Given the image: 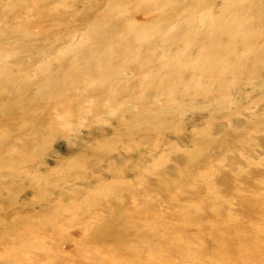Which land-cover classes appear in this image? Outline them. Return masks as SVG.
I'll use <instances>...</instances> for the list:
<instances>
[{"label":"rangeland","instance_id":"rangeland-1","mask_svg":"<svg viewBox=\"0 0 264 264\" xmlns=\"http://www.w3.org/2000/svg\"><path fill=\"white\" fill-rule=\"evenodd\" d=\"M263 121L264 0H0V264L252 245Z\"/></svg>","mask_w":264,"mask_h":264},{"label":"bare ground","instance_id":"bare-ground-1","mask_svg":"<svg viewBox=\"0 0 264 264\" xmlns=\"http://www.w3.org/2000/svg\"><path fill=\"white\" fill-rule=\"evenodd\" d=\"M259 123L260 121L256 125V129L259 126ZM243 172L246 173L247 175L251 174L248 171V169H245V171ZM239 186H242V185H239ZM253 194L258 198L254 200L256 204L255 206H261V208L264 209V176H263L262 182L255 183V190L253 191ZM198 217H199V213L191 212L187 217L183 218V220H185L186 222H197ZM205 226L207 229L201 232V236L205 240H209L211 243L215 244L216 246H221V247L225 246L226 243L221 242L217 239L219 237V231L222 229H228L224 226L232 228L230 229L231 231L234 228L232 223L228 222L226 219H220L219 221H212L209 219L207 223L205 224ZM248 231L252 232L254 237H257L256 239H254V241L250 242L251 244L253 243L252 245L247 246V245L241 244L237 238V234L232 233L230 236V239H231L230 244H232V242H237V243L234 246L229 247V249L219 248L218 252H215V254L213 255V257H216L215 258L216 263H212V264H228L226 259L231 255H234L236 258L240 259V262L242 264H247L248 262L252 260L251 258L253 259L255 258L259 260V264H261V262L264 261V224L258 227L250 228V230ZM188 254L190 257L192 256V264H201L203 262V261H200L201 258L195 256L191 251H188ZM153 256L157 264L167 263V260L165 261L164 255H160L159 257H158V254L151 255L147 259L151 260ZM98 258L104 259L105 261L100 260L99 263L97 264H151L150 260L145 261V262H137V261H134L133 259L126 260L122 256H119L117 254H111L109 256H106V253L104 252H100V254L98 255ZM209 258L210 257H208V259ZM179 264H187V263L179 262Z\"/></svg>","mask_w":264,"mask_h":264}]
</instances>
